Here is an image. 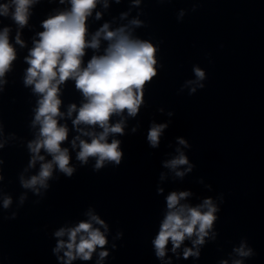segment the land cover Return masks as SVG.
I'll list each match as a JSON object with an SVG mask.
<instances>
[{
	"label": "clouds",
	"instance_id": "obj_1",
	"mask_svg": "<svg viewBox=\"0 0 264 264\" xmlns=\"http://www.w3.org/2000/svg\"><path fill=\"white\" fill-rule=\"evenodd\" d=\"M37 0H11L13 10L12 20L21 28L28 23L30 8ZM61 3L64 0H60ZM99 0H69L71 5L67 11H62L54 16H50L42 22L44 31L38 33L39 40L34 41V47L30 50L26 62L29 67L24 78L25 86H33V92L40 96L38 107L35 109L33 126H40L39 135L28 145L33 154L29 166H34L36 161H44L45 157L40 155L43 149L52 159L41 163L38 175L32 176L28 180L21 177V185L27 189H33L39 194L40 188H47V181L52 177L53 165L66 176L71 177L75 169L70 166L69 150L62 148V143L68 137L66 126L59 124L58 118L64 114L60 111L61 99L59 97L60 85L68 80L75 81V87L79 90L85 102L79 109L75 104L68 107L67 115L72 116L76 112V117L72 121L77 131L83 132L80 125L90 127L98 126L100 132H83V135L91 137V142L75 137L72 147H76L79 140V152L76 159L81 164H87L89 157L96 159L95 169H100L105 162H111L119 166L122 159L120 150L121 141L113 139L110 143V134H124V120L112 124L113 115L122 116L126 111L129 117H136L144 102V88L158 75L157 73V47L151 41L134 37L129 26H121L110 30V25L105 23L98 29L89 40L87 38V18L92 15ZM119 3V0H116ZM134 5H139L140 0H133ZM104 7H108L107 0H104ZM9 4H0V16L9 15ZM195 10V9H193ZM127 14H122V18ZM184 12L181 11L179 18ZM101 14L96 13L99 19ZM133 27L142 26L139 19L130 21ZM8 27L0 31V78L11 69L12 62L16 59V52L9 42ZM101 39L107 41L104 54L93 55L83 66V57L86 49L91 48L98 51ZM16 43L23 46L19 33L16 36ZM195 80L186 81V85H194L189 89V94L196 92L197 87L203 88L202 81L206 74L200 67H194ZM3 81H0L2 83ZM162 111V110H161ZM172 115V113H169ZM167 124L153 123L148 131L147 140L150 147L156 148L160 143V136ZM136 131L135 128L132 129ZM178 143L188 147V143L183 138H178ZM0 147H3L0 144ZM170 161L165 162V167L173 170L179 166L188 165L186 171L191 172L193 165L189 164L188 158L182 151ZM184 172L176 171L179 177L184 176ZM162 191V190H161ZM191 193L188 191L171 192L166 197L167 212L160 224L159 232L152 244L155 248V255L163 259L166 255V248L171 241L172 251L175 252L186 238L191 239L193 246L203 245L205 237L213 228L217 206L211 198L203 200L202 204L192 207L188 204H181L180 201L186 199ZM23 202V197L21 198ZM12 203L10 197L3 201V207L7 209ZM89 221H81L72 228H60L54 235L57 238L67 235V241L57 240V245L53 249L58 253L63 249L64 264H72V261L79 258L83 261L91 259L93 253L99 247L101 249L107 244V238L100 230L93 226V221L101 225L105 231L107 225L98 216L89 213ZM115 247V246H113ZM234 251L240 257L251 256L252 250L245 244H241ZM107 251H100L99 258L103 260L108 256ZM184 258L189 256H199V250L185 248ZM222 264H227L226 261ZM233 264H243L242 260H235Z\"/></svg>",
	"mask_w": 264,
	"mask_h": 264
}]
</instances>
